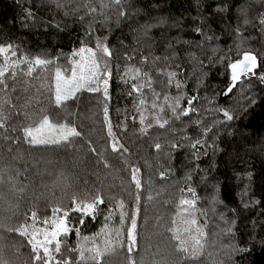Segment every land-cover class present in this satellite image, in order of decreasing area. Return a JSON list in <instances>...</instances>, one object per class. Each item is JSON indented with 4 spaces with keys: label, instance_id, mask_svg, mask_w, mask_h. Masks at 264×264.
I'll list each match as a JSON object with an SVG mask.
<instances>
[{
    "label": "trees",
    "instance_id": "obj_1",
    "mask_svg": "<svg viewBox=\"0 0 264 264\" xmlns=\"http://www.w3.org/2000/svg\"><path fill=\"white\" fill-rule=\"evenodd\" d=\"M86 2L92 3L98 11L90 16L86 15L87 10L83 7L79 13L72 12L73 8ZM99 2L61 0L66 7L58 9L53 0H0V43H14L19 48L18 55L56 58L46 70L37 68L31 76L25 74L26 66L21 65L15 80L7 81V96L0 90V98L8 99L14 106L4 105L8 119L6 127L0 128V176L3 177L0 196L7 194L8 199L19 204L11 223L16 226L23 222L25 214L32 210L43 218L51 215L53 206L67 208L73 195L80 200L101 195L105 202L98 206L95 219L85 217L84 224H80V214L69 213L73 231L62 238L65 245L62 252L75 261L77 254L67 249L74 248L77 243L76 228L80 229L81 237H91L104 227L105 217L110 212L112 218L107 221L108 225L118 227L121 210L116 207L117 202H124L125 212H130L135 206L137 193L129 182V166L135 165L140 169L143 185L138 216L139 246L134 254L138 262L143 257L145 264H150L151 253L156 251L157 244L163 250L161 255L167 254L170 234L166 227L179 200L182 197L193 199L191 194L180 191L190 186L198 197V220L203 224L205 217L200 215V211H207L210 241L217 240L215 247L209 244L202 264L221 260L231 264L219 245L220 239L227 243V238L211 236L213 232L220 233L224 227L221 214L226 220L236 221L234 242L248 249L234 256L235 264H264V243H261L264 239V227L261 226L264 225V84L258 80L259 74L264 72V34L251 25L245 27L241 24L238 6L251 5L250 19L264 8L255 0H124L128 15L117 23L115 7L105 8L102 16L99 14ZM108 2L104 0V3ZM29 11L32 14L30 18L27 15ZM80 15L85 17L83 21L78 18ZM89 23L93 31L86 36ZM237 25L241 26L243 43L234 32ZM145 26H150L147 27V36L142 33ZM198 27L201 32L195 31ZM206 36L212 39L209 41ZM97 37H107L105 42L113 53L109 62L110 98L107 103L113 132L128 149L123 154L111 151L103 118L102 93L82 90L61 108L51 100L49 88L53 85L55 68L60 67L70 75L68 57L73 49L80 47L81 40L95 47ZM174 51L175 58L172 56ZM243 51H252L260 60L257 75L243 78L231 94L225 96L223 91L230 76L227 68L229 59L220 60V57L234 61L241 58L238 52ZM125 53L134 59L129 60ZM141 56L148 57L146 65L141 63ZM165 56L169 57L168 61L163 59ZM154 57L161 59L154 60ZM169 64L174 70L175 65L181 66L182 91L188 97L198 96L194 107L199 110V118L205 125L224 121L223 115L214 111L216 107L228 109L235 117L213 128L205 138L206 146L199 149L198 159L193 157L188 142L182 139L184 136H199L200 129L190 122L197 117L190 114L181 120H171L163 129L154 125L148 129L147 135H140L134 96L128 95L130 83L125 84L120 78L125 66H140L153 76V87L157 91H167L175 96V86L168 87L156 75L157 68H167ZM13 86L15 91H12ZM144 91L150 109L151 92ZM24 113H28L31 119ZM43 114H48L53 122L75 126L81 135L71 138L70 146L33 147L25 143L20 128ZM145 115L151 119L149 112ZM122 124L126 129L121 127ZM14 127L16 131H12ZM5 136L10 139L6 140ZM89 142L96 149L95 153L90 151ZM173 142L183 147L173 149L169 146ZM155 143L162 145L161 150L154 148ZM101 154L112 167L103 166ZM161 171H166V179L160 178ZM8 174L15 177L12 183L17 188L24 189L22 193L12 195ZM186 174L192 176L191 181L186 180ZM213 186L219 189L220 200L214 206L210 204ZM149 193L153 196L151 201L147 200ZM4 209V200L0 199V216L6 214ZM157 216L162 217L159 223L163 226L154 227L158 224ZM0 236L4 237L0 243L6 245L4 255L10 264L30 262V248L25 238L2 229ZM101 239L102 236H98L97 242ZM113 259L115 264H122V256Z\"/></svg>",
    "mask_w": 264,
    "mask_h": 264
},
{
    "label": "snow or ice",
    "instance_id": "obj_2",
    "mask_svg": "<svg viewBox=\"0 0 264 264\" xmlns=\"http://www.w3.org/2000/svg\"><path fill=\"white\" fill-rule=\"evenodd\" d=\"M55 6L58 9L65 8L66 5L61 3V0H53ZM255 3L264 8V0H255ZM114 6L116 9L117 23L121 18H125L128 15L127 9L124 6V0H109L106 4L104 0L99 2V14L105 15L104 9L109 6ZM80 7L85 8L86 15H92L98 11V8L90 2H86L83 5H78L72 9L73 13H79ZM250 4H241L238 6V12L243 26H249L257 28L262 34H264V10H260L256 15L250 19L249 11ZM224 9H219L223 11ZM28 17H31V12H28ZM67 15V12H65ZM78 18L83 21L84 16L80 15ZM108 19V17H106ZM253 20L256 23H253ZM56 27H59L57 24ZM147 27L142 29L144 36H147ZM88 32L86 36L90 35L93 31L92 24L88 25ZM197 32H201L198 27L195 29ZM236 37L241 43H243L244 37L241 31V26L237 25L234 29ZM207 40H211L212 37L206 36ZM107 37L103 39L97 37L95 39V47L89 46L84 40H81L80 47L73 49L72 53L68 57L70 64V75L66 74L60 67L55 68L54 81L52 87L49 88L51 93V100L54 102L57 108H61L67 101L74 98L78 92L82 90L89 93H102L104 98L103 105V118L104 124L107 128V136L110 141L111 151L113 153H127L128 149L116 138L113 132V126L109 119V107L107 101L109 100L108 82L111 77V71L109 67L110 58L113 53L110 50L108 44L105 42ZM179 42V41H178ZM187 43V42H185ZM240 47V44L237 45ZM19 48L12 42L0 43V90H3L5 96L9 91L8 79L15 80L17 75V69L21 65L26 66L25 74L31 76L37 69H47L51 66L56 58L47 59L39 55L29 57L25 54L18 55ZM191 55V54H190ZM241 58L231 60L228 57H220V60L229 59L227 68L230 70L229 84L223 91V95L227 96L237 86V83L242 78L256 76V69L258 68V57L252 51L238 52ZM125 56L131 60L134 57H130L125 53ZM173 58L176 57V52L172 53ZM160 57H154V60H159ZM165 61L169 60V57L163 58ZM141 63L147 64L148 57L141 56ZM202 64V62H200ZM181 66L175 65V70L169 66L167 68H157L156 75L161 78L162 82L168 87L175 86L177 95L171 96L167 91H157L153 87V76L148 71L140 66L127 65L124 72L121 74V80L125 84L130 83L129 96H134V108L139 116L140 127L138 132L140 135H147L148 129L154 125L163 129L170 123L171 120H181L182 117H190V114L195 115L197 118L190 122L200 129L198 137L184 136L182 139L188 142V146L192 149V155L194 158H199V149L205 147L207 140L205 139L213 128L219 124L227 121H232L235 117L229 112L228 109L223 107H216L215 112L221 113L224 117V121H213L212 125H205L203 120L199 118V110L194 107V102L198 100V96H186L182 91L184 87V81L179 77L181 74ZM258 80L261 84H264V72L260 73ZM199 80L197 83L199 84ZM145 89L151 92L150 109L148 108L149 100L145 95ZM12 91H15V87H12ZM135 94V95H134ZM161 99L163 102H161ZM182 101L185 104H182ZM251 103H255L252 99ZM4 105H8L9 108L14 107L11 105L8 99L0 98V128L6 127V120L8 117L4 111ZM149 112L151 119L145 115ZM24 115L31 119L28 113ZM135 117L133 120L135 121ZM126 129V125H121ZM12 131H16L14 127ZM22 133V139L25 143L37 147V146H49V145H71L73 137H79L81 133L77 131L75 126L67 123L53 122L48 114L40 115L37 120H33L32 123L24 125L20 128ZM5 139L10 137L5 136ZM19 139V138H17ZM16 142V141H13ZM90 144V142H89ZM171 148L183 147L177 143H170ZM162 145L155 143L154 148L159 151ZM90 151L96 152L94 147H91ZM101 161L105 168L112 167L109 162L103 158L101 154ZM127 165V160L124 161ZM130 167V184L135 186V206L130 212H125L124 202L118 201L116 207L120 211L119 226L110 227L107 221L111 220L112 213L110 212L105 217V225L100 229L99 233L93 236L80 235V229L76 228L77 243L74 248H68V252L76 253V260L73 261L71 256H65L62 252V248L65 247L63 239L67 237L72 231L73 227L69 224V213H79V223L84 224L85 217L96 218L97 209L100 204L105 201L101 195L97 194L91 199L80 200L73 195L71 204L69 207L64 208L60 205H56L50 208L51 215H46L43 218L38 216L37 211L32 210L30 213L25 214L23 222H18L14 226L11 222L17 215L19 204L12 199L7 198V194L0 196V199L5 203V215L0 216V229L4 232L12 234L15 233L19 237L25 238L27 246L30 248V262L25 261L24 264H115L114 257L122 256L123 262L126 264H145V260L141 257L138 262L134 258L135 250L139 246V232H138V216L140 214V201H141V189L142 178L139 175L140 169L135 165ZM127 170V169H126ZM6 171V170H5ZM167 171V170H166ZM166 171L159 172L160 178L166 179ZM19 175V172L16 173ZM186 180L191 181L192 176L186 174ZM15 177L8 174V183L11 184L12 195L15 196L17 192L22 193L23 188H17L14 183ZM0 183H3V177L0 176ZM214 187V193L210 198V204L216 205L220 203L218 199L219 189ZM182 193L187 192L191 194L193 199L181 198L176 205V212L172 215L166 231L170 234L167 245V254L161 255L163 251L159 244L156 245V251L151 253L152 259L150 264H202L207 248L211 243L212 247L216 246L217 240L212 239L210 241V234L207 231V211L201 210L200 215L205 217V221L201 224L196 215L197 213V199L195 190L188 186L180 190ZM157 196L160 192L157 191ZM147 200H153L151 193L147 196ZM248 205L245 204V207ZM213 207V211H214ZM224 221V227L220 229V233H211L212 237L224 236L228 242L224 243L223 239L219 240L220 249L224 251V255L227 257V261L231 264H235L234 256L240 253L248 251L246 247L240 246L234 242L235 239V224L236 221L226 220L223 214L220 216ZM158 222L154 227L163 226L161 223L162 217L157 216ZM255 225V222H253ZM264 227V225H261ZM158 234V233H157ZM102 236V239L97 242V237ZM4 239L0 236V241ZM264 243V239L261 240ZM6 245L0 243V264H10V261L5 258L4 250ZM152 245L149 243V248ZM19 251V249H17ZM211 256V253H207ZM214 264H226L221 260L214 262Z\"/></svg>",
    "mask_w": 264,
    "mask_h": 264
},
{
    "label": "water",
    "instance_id": "obj_3",
    "mask_svg": "<svg viewBox=\"0 0 264 264\" xmlns=\"http://www.w3.org/2000/svg\"><path fill=\"white\" fill-rule=\"evenodd\" d=\"M259 63H260V60L258 59V68H259ZM258 68H257L255 71H257ZM229 72H230V70H229ZM242 79H243V78H242ZM239 83H240V82H238L237 85H238ZM235 88H236V87H235ZM235 88H234V89H235ZM234 89H233V90H234ZM230 94H231V93H230ZM230 94H228V95H230Z\"/></svg>",
    "mask_w": 264,
    "mask_h": 264
}]
</instances>
